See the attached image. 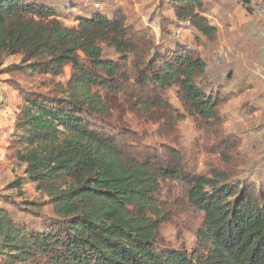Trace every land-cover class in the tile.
Segmentation results:
<instances>
[{
  "label": "trees",
  "instance_id": "trees-1",
  "mask_svg": "<svg viewBox=\"0 0 264 264\" xmlns=\"http://www.w3.org/2000/svg\"><path fill=\"white\" fill-rule=\"evenodd\" d=\"M163 2L172 24L216 36L203 0ZM73 4L0 0V66L18 56L11 72L55 77L71 67L57 96L30 94L15 113L22 176L8 188L20 198L30 184L43 201L10 203L40 227L0 206V264H264V187L233 182L228 142L223 167L197 174L174 135L186 116L210 129L222 124L225 95L199 83L205 62L181 49L159 53L152 30L133 27L121 8L82 17ZM108 50L114 60L105 59ZM172 88L182 111L165 97ZM118 104L157 125L173 145L147 147L121 120L111 125ZM167 182L182 185L188 205L202 214L191 250L158 246Z\"/></svg>",
  "mask_w": 264,
  "mask_h": 264
},
{
  "label": "rangeland",
  "instance_id": "rangeland-1",
  "mask_svg": "<svg viewBox=\"0 0 264 264\" xmlns=\"http://www.w3.org/2000/svg\"><path fill=\"white\" fill-rule=\"evenodd\" d=\"M64 1L78 6L82 17L97 12L110 17L115 8H121L133 27L152 30V40L158 44L159 53L181 49L194 52L201 58L206 71L199 78L200 85L209 92L225 95L219 108L222 124L218 129H210L197 119L186 116L177 124L174 133L178 148L191 159L188 168L204 174L212 168L223 167L220 151L223 143L228 142L233 145L228 152L232 159L230 168L235 172L233 182L264 187V138L260 134L264 125V23L255 14L261 0H203V15L210 25L217 28L213 39L202 37L188 24H172V13L163 0H50V3L62 7ZM96 4L99 5L97 10L93 8ZM68 22L67 25L73 23ZM19 59L18 56L4 58L0 66V70L5 71L0 74V91L8 96L6 105L0 108V206L6 207L14 218L40 227L38 218L10 205L12 200L15 203L19 200L30 203L43 201L30 184L23 186L20 198H16L18 190L8 188L22 176L14 159L17 138L12 136V120L30 94L46 99L57 96L59 87L64 86L71 75V67H66L61 75L55 77L11 72L9 69L17 65ZM105 59H115L111 50L105 51ZM165 97L176 110L182 111L175 89L167 91ZM117 107L118 110L110 112L108 119L111 125L121 120L125 128L136 134L147 147L173 145L157 135V125L143 115L123 110L119 104ZM106 129L113 131L107 126ZM163 195L166 201L162 216L166 222L158 232V246L160 249L191 250L196 244L202 214L188 205L182 185L165 183ZM41 213L48 218L52 214L51 208L44 206Z\"/></svg>",
  "mask_w": 264,
  "mask_h": 264
},
{
  "label": "built area",
  "instance_id": "built-area-1",
  "mask_svg": "<svg viewBox=\"0 0 264 264\" xmlns=\"http://www.w3.org/2000/svg\"><path fill=\"white\" fill-rule=\"evenodd\" d=\"M95 9H99V5L94 6ZM255 14L260 18V20L264 23V3L261 0V3L256 7ZM7 103L6 96L4 92L0 91V108L4 107ZM260 134L264 138V126L260 129Z\"/></svg>",
  "mask_w": 264,
  "mask_h": 264
},
{
  "label": "crops",
  "instance_id": "crops-1",
  "mask_svg": "<svg viewBox=\"0 0 264 264\" xmlns=\"http://www.w3.org/2000/svg\"><path fill=\"white\" fill-rule=\"evenodd\" d=\"M6 97H7V99H8V96H6ZM8 101H9V100H8ZM11 102H12V99H11ZM12 104H13V103H11V106H12ZM1 108H2V107H1ZM3 108H4V107H3ZM9 109H10V108H9ZM9 109H7V110H8V113H9V111H10ZM1 113H2L3 116H4V112H1ZM0 119H1V117H0ZM1 121H2V119H1ZM13 121H14V119L12 120V122H13ZM12 127H13V126H12ZM12 127H11V132H12ZM11 132H10V133H11Z\"/></svg>",
  "mask_w": 264,
  "mask_h": 264
}]
</instances>
